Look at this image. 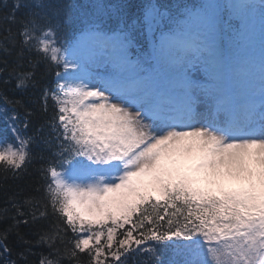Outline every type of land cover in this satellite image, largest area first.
I'll return each instance as SVG.
<instances>
[{
  "label": "snow or ice",
  "instance_id": "6c2138e0",
  "mask_svg": "<svg viewBox=\"0 0 264 264\" xmlns=\"http://www.w3.org/2000/svg\"><path fill=\"white\" fill-rule=\"evenodd\" d=\"M24 6L0 50L18 44L28 70L0 73L38 89L46 119L27 135L35 110L3 97L0 172L36 165L40 183L2 210L0 257L13 230L31 248L20 224L49 220L39 264H264V0L149 6L147 49L104 23L119 5L16 0L4 18ZM41 63L56 70L45 86Z\"/></svg>",
  "mask_w": 264,
  "mask_h": 264
},
{
  "label": "trees",
  "instance_id": "16d2710c",
  "mask_svg": "<svg viewBox=\"0 0 264 264\" xmlns=\"http://www.w3.org/2000/svg\"><path fill=\"white\" fill-rule=\"evenodd\" d=\"M62 2L74 5L77 10L84 3L83 0H62ZM29 3H31L29 0H25L22 4L27 5ZM12 8L13 7L0 4V38L7 34L5 30L8 28H10L12 33L15 34L20 27V21H22L29 12V8L27 6L20 7L15 12L16 22L13 23L4 18L6 15L12 12ZM18 52V44L10 54H6L3 50H0V68H4V61L7 60L9 66H12L14 63L23 64L24 66L20 67L18 69L19 71L28 70L25 61L29 54L27 52L25 53V61H18ZM32 56L35 58V54H32ZM54 71V67L49 69L45 64L41 63L36 69L35 79L41 82V86H45L49 82H52ZM38 96V89L29 87L27 90L21 91L16 88V78L14 75H9L7 72L0 73V105H3V97H7L9 100H19L22 102L24 107H19L18 109L21 115L24 114L25 108L35 110L33 116L31 117L32 126L27 130L30 133L33 131V128L39 127L40 124L46 119L45 114L41 110V104L38 100ZM9 108H11V105ZM50 113L51 109H49V114ZM36 167V165L30 166L27 171L22 173L19 177H13L11 174H9L7 179H5L4 174L0 172V235H2L4 230L12 223L10 218H3L2 212L5 207L10 206L9 202L11 200L22 202L27 197L38 195L35 189L39 186L40 178L36 171ZM25 210L27 211L28 209L26 208ZM8 215L10 217L11 212L8 213ZM49 223H51L49 220H41L36 223H32L30 220L28 224H20L18 231L20 235L23 236L24 240L30 242V249L29 245L25 244L19 238L15 230L10 232L6 243L12 252L11 255L7 256L6 258L10 260H16L17 264H39L41 253L47 254L50 251L46 245L38 243L41 229L43 228L46 231L47 225ZM21 251H25L27 260H23L19 257V253ZM167 251L168 250L162 252V259L166 258ZM62 264H69V261L64 259L62 260Z\"/></svg>",
  "mask_w": 264,
  "mask_h": 264
},
{
  "label": "rangeland",
  "instance_id": "374dc122",
  "mask_svg": "<svg viewBox=\"0 0 264 264\" xmlns=\"http://www.w3.org/2000/svg\"><path fill=\"white\" fill-rule=\"evenodd\" d=\"M146 32L149 34L151 31L149 30V28H146ZM0 252H2V250H0ZM172 257V252L170 254V258ZM4 258L5 257H0V264H4ZM177 259H180V257H176Z\"/></svg>",
  "mask_w": 264,
  "mask_h": 264
}]
</instances>
